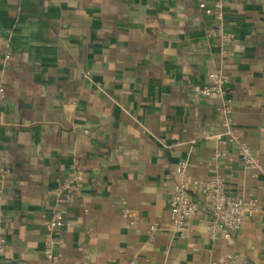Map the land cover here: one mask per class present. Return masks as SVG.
Returning a JSON list of instances; mask_svg holds the SVG:
<instances>
[{
  "label": "crops",
  "instance_id": "crops-1",
  "mask_svg": "<svg viewBox=\"0 0 264 264\" xmlns=\"http://www.w3.org/2000/svg\"><path fill=\"white\" fill-rule=\"evenodd\" d=\"M214 1L0 0V157L12 172L0 190L3 264H46L50 241L58 264H209L230 253L264 264L263 215L228 240L207 233L201 186L213 177L264 209V177L224 136L219 100L193 93L209 73L228 75L234 134L264 169V0H225L224 30L237 39L225 48L199 8ZM180 161L202 210L187 237L169 216ZM74 162L79 192L55 193ZM54 211L63 224L49 233Z\"/></svg>",
  "mask_w": 264,
  "mask_h": 264
},
{
  "label": "built area",
  "instance_id": "built-area-1",
  "mask_svg": "<svg viewBox=\"0 0 264 264\" xmlns=\"http://www.w3.org/2000/svg\"><path fill=\"white\" fill-rule=\"evenodd\" d=\"M225 0H215L210 6L201 3L199 8L205 15L211 17L212 23L206 32L208 38H216L220 42L221 48L233 46L237 43L234 35L225 32ZM10 55L7 56V59ZM224 57V56H223ZM229 83V77L221 70H216L207 75L206 85L194 86L193 93L200 98L217 99L220 106L217 113L223 117L222 126L224 127V136L237 147V153L243 164L252 169H259L264 177V169L259 168L251 156L249 147L237 140L233 131V123L230 118L231 105L226 95V85ZM4 72L0 70V104L5 100ZM216 142L220 143V136L215 137ZM0 157V190L3 189L7 181L12 177L11 170L1 163ZM187 161H180L175 168V178L177 180L170 201V220L171 231L181 237H187L191 233L189 225L190 217L199 215L201 208L199 204L187 193ZM84 179V173L76 162L71 165V175L64 180L55 193L65 191L67 197L70 194L78 193L80 185ZM201 192L205 198L206 213L209 219L207 233L212 240H228L232 233L237 231L246 217H252L259 213L264 216V209L258 207L254 200L245 201L234 197L226 191V182L220 177H213L201 186ZM121 214L124 217H133L134 212L123 210ZM63 224V215L59 211H54L46 225L49 233L60 228ZM150 237L156 231V227H150ZM5 237L0 226V264H3L5 253ZM52 241L46 243V264H58V258L52 252ZM55 244V243H54ZM56 244H61L58 241ZM209 264H250L244 257L236 254H228L220 262H211Z\"/></svg>",
  "mask_w": 264,
  "mask_h": 264
}]
</instances>
